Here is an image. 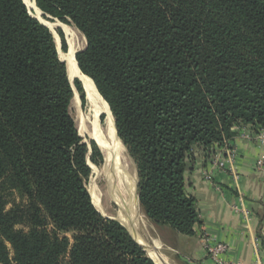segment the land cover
<instances>
[{
	"label": "trees",
	"instance_id": "obj_1",
	"mask_svg": "<svg viewBox=\"0 0 264 264\" xmlns=\"http://www.w3.org/2000/svg\"><path fill=\"white\" fill-rule=\"evenodd\" d=\"M36 4L84 35L74 58L136 164L144 216L192 236L199 218L184 177L192 147L222 145L237 125L264 128V0ZM64 59L23 0H0V264H61L67 253V264H155L93 205ZM14 193L25 209L8 208Z\"/></svg>",
	"mask_w": 264,
	"mask_h": 264
},
{
	"label": "crops",
	"instance_id": "obj_2",
	"mask_svg": "<svg viewBox=\"0 0 264 264\" xmlns=\"http://www.w3.org/2000/svg\"><path fill=\"white\" fill-rule=\"evenodd\" d=\"M250 131H255L253 126L237 125L227 144L192 147L185 192L195 200L199 223L192 236L158 227V236L152 241L159 242L154 244L163 259L157 253L155 256L163 263L166 257L160 249L165 248L176 254V264H214L202 248L199 236L204 235L227 244L228 264H264V169L255 168V162L264 159V147L242 138ZM232 149L235 153L230 158L227 150ZM217 154L223 168L213 164Z\"/></svg>",
	"mask_w": 264,
	"mask_h": 264
},
{
	"label": "rangeland",
	"instance_id": "obj_3",
	"mask_svg": "<svg viewBox=\"0 0 264 264\" xmlns=\"http://www.w3.org/2000/svg\"><path fill=\"white\" fill-rule=\"evenodd\" d=\"M23 1H25V0H23ZM29 1L31 2L32 6L30 7L26 4L25 5H26L29 13L32 16L36 17L39 20H43L44 22L45 21L46 22L57 21L60 24L69 26L70 28L73 29V31L75 32L73 43L76 47V52L82 51L86 47V39H85L84 35L69 20H68L69 23L61 22L57 18H54V17L50 16L49 14H46L45 12H43L37 6L36 0H29ZM37 10H39V12H40L39 17H37L35 15ZM51 32L55 38V42H56V46H57L59 56L61 54L66 53L68 51V48H69V41H68L69 39L66 36V34L64 33L63 29L59 26V27L54 28L53 31L51 30ZM61 35L63 36L65 49H63V47H62ZM68 80H69V77H68ZM76 81L78 82L79 80L76 78L71 80V81L69 80L71 87H72V90H73V97H72L71 102H70L69 112H70L71 117L74 120V123H75V126H76V129H77L79 136L82 138L83 143H85L87 145V148H88L87 163L90 167V173H89V176L87 177V179L85 180V186H86L88 191H90L89 189H91L92 187H95L101 193L100 205H101V208L103 210V213H100L98 210L97 211L106 219L117 220L118 208L115 205V203L111 200V198L109 197V195L107 193V187H106L107 184H105L106 178L102 172L103 166H104L105 161H106L105 160V154L102 151V149L100 148V146L98 145V143L96 142V140L92 138V124L95 120V118H94V107L92 106L90 101L87 99L84 88H83L82 84L80 83V81H79V83H77ZM76 83H77V85H76ZM76 97H77L78 101H74V99ZM101 98L103 99L102 96H101ZM107 105H108V103H107ZM108 107H109V105H108ZM112 117H113V115H112ZM113 120H114V118H113ZM97 123H98V127H99L101 133L105 134V131H106V128H105L106 127V115H105V113H102V112L98 113ZM114 127H115V120H114ZM115 133L117 135L116 128H115ZM117 137H118V135H117ZM120 141H121V139H120ZM92 144L94 147V151H93ZM122 144H123V142H122ZM123 146L127 150V148L124 144H123ZM126 152H127V155L129 156L131 162H132V164H131L132 165L131 166L132 171L137 172L136 164H135L134 160L132 159V157L128 153V150ZM92 154H93V159H91ZM107 160L109 161V165H111L112 159L110 156H108ZM136 182H137L136 193L138 196L139 178H138L137 173H136L135 186H136ZM9 200H10V205L8 206V208H10L13 204H16V205H19L25 209L27 206V203H28L27 199L20 196L18 193H14V195L12 197H10ZM139 211H140V219L138 220L137 224L135 225V232H136V235L143 236L149 242L150 239L155 237V235L158 236L159 229L157 226L152 224L144 216V214L140 208V205H139ZM15 228L17 230H21L24 232L28 231V227L26 226V223H19L16 225ZM159 235H160V232H159ZM65 236L69 239V242L71 245L73 243L74 233L69 232V233L65 234ZM154 242H156V244L159 245V242L156 239L154 240ZM160 252L163 254V256L166 257V259H165L166 264H176L174 262V260L176 258L175 253L171 252L170 250H166L165 248L160 249ZM67 262H68V253L65 256H63L60 260L61 264H67Z\"/></svg>",
	"mask_w": 264,
	"mask_h": 264
},
{
	"label": "bare ground",
	"instance_id": "obj_4",
	"mask_svg": "<svg viewBox=\"0 0 264 264\" xmlns=\"http://www.w3.org/2000/svg\"><path fill=\"white\" fill-rule=\"evenodd\" d=\"M24 3L30 7L32 6L29 0H25ZM36 13L40 14L39 10H37ZM41 21L45 23L52 31L54 30V28L60 26L69 39L68 51L64 54H61L60 56L62 59L65 58L64 60L66 63L69 80L71 81L76 78L80 81L84 88L87 99L94 107L95 120L92 124V138L96 140V142L105 154L106 161L103 166L102 172L107 182H105V184H107V193L118 208L117 220L121 222V224H123L125 227H127L136 236L134 226L140 219V211L137 202L135 186L136 172L132 171L131 169L132 162L129 156L127 155V150L123 146L120 139L115 135L114 120L109 110V107L95 89L93 81L89 77L82 74L76 64L74 58L76 53V47L73 43L75 32L73 31V29L69 26L60 24L57 21ZM74 101H78L77 97L74 99ZM99 112L105 113L106 115L105 134L101 133L98 127L97 116ZM108 156H110L112 159L111 165H109V161L107 160ZM89 190L90 191L88 192L91 195L93 205L100 213H103V210L100 205V191L97 190L95 187H92ZM149 255L155 261L156 264H165L157 256H155V252H149Z\"/></svg>",
	"mask_w": 264,
	"mask_h": 264
},
{
	"label": "built area",
	"instance_id": "obj_5",
	"mask_svg": "<svg viewBox=\"0 0 264 264\" xmlns=\"http://www.w3.org/2000/svg\"><path fill=\"white\" fill-rule=\"evenodd\" d=\"M242 138L250 141H256L258 142L262 147H264V128H259L255 131H250L242 134ZM224 144H227V141L224 142ZM228 156L230 158H233L235 149L227 150ZM218 154L216 156V159L214 160V166L218 168H223L224 162L220 161L218 159ZM255 168L258 170L264 169V159L260 158L255 162ZM206 179L210 180L211 177L209 175H206ZM200 242L202 244V248L207 256L214 264H228L225 260V256L228 251L227 244L223 242H214L207 236L201 235L199 236Z\"/></svg>",
	"mask_w": 264,
	"mask_h": 264
},
{
	"label": "water",
	"instance_id": "obj_6",
	"mask_svg": "<svg viewBox=\"0 0 264 264\" xmlns=\"http://www.w3.org/2000/svg\"><path fill=\"white\" fill-rule=\"evenodd\" d=\"M32 16V15H31ZM34 17V16H33ZM35 19H37L36 17H34ZM38 21H40L43 25H45L46 27H48L45 23H43L41 20L37 19ZM49 28V27H48ZM49 30L51 31V29L49 28ZM77 53V52H76ZM75 53V55H76ZM76 60V59H75ZM78 66V65H77ZM137 173V172H136ZM136 188H137V182H136ZM136 197H137V202H138V205H139V201H138V196H137V193H136ZM117 222H119L118 220H115ZM121 224V222H119ZM127 231L128 233L130 234V236L143 248V250L147 253V255L151 258V256L149 255V252H155L157 253L160 257L161 255L159 254L158 250H157V247L156 245L154 244V242L152 241V239H150V241L148 242L143 236L141 235H134L127 227H125L123 224H121ZM134 229H135V226H134ZM138 236V238H137ZM141 241H140V240ZM152 259V258H151ZM161 259H163L161 257ZM152 261L155 263V261L152 259ZM156 264V263H155ZM166 264V262H165Z\"/></svg>",
	"mask_w": 264,
	"mask_h": 264
}]
</instances>
